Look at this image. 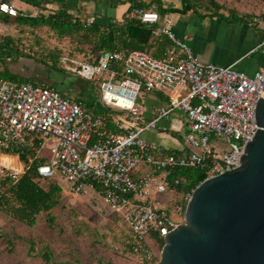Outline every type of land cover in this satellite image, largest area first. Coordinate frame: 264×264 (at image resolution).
Here are the masks:
<instances>
[{
    "label": "built area",
    "instance_id": "built-area-1",
    "mask_svg": "<svg viewBox=\"0 0 264 264\" xmlns=\"http://www.w3.org/2000/svg\"><path fill=\"white\" fill-rule=\"evenodd\" d=\"M0 11L15 15L1 2ZM84 17V16H83ZM138 20L171 47L162 58L141 49L104 51L95 62L63 54L62 74L98 89L102 114L86 110L57 89L36 82L0 77V151L19 154L30 146L36 153L50 141L46 161L38 162L41 178H54L63 192L93 193L123 223L140 264L155 262L147 238H163L183 221L174 169L205 171L206 178L239 163L246 140L258 129L256 105L264 93V65L248 76L232 65L199 60L171 29L170 18L139 8L125 13ZM91 23L94 16H86ZM251 24L263 32L264 15ZM159 91L167 98L150 119L135 112L141 92ZM179 111L185 115L182 146L167 150L148 142L143 133L166 131L160 121ZM198 150V152H197ZM0 165V175L14 181L24 171ZM191 192L182 197L188 200Z\"/></svg>",
    "mask_w": 264,
    "mask_h": 264
},
{
    "label": "trees",
    "instance_id": "trees-1",
    "mask_svg": "<svg viewBox=\"0 0 264 264\" xmlns=\"http://www.w3.org/2000/svg\"><path fill=\"white\" fill-rule=\"evenodd\" d=\"M10 0H0L9 4ZM27 5L39 9L41 13L32 15L30 12L16 9L15 15H10L0 11V23L13 26H28L31 29L38 26L48 27L54 31L58 37H71L72 35H79L83 37L82 41L73 46V50L81 53L84 59L95 62L96 58L104 51H112L114 49H141L150 52L157 58H162L165 52L171 47V42L164 37L158 38L151 33L150 27L141 23L138 20L127 19L125 13L133 8H141L144 10H151L155 7L157 12L164 15L166 12H175L177 9H165L161 5V0H152L146 2L145 0H18ZM182 8L179 12H186L187 10L200 8L194 0H180ZM93 2L99 7L108 5L111 8L125 7L122 17L119 19L109 20L99 13H95L94 21L86 22L82 17V3ZM209 7L205 8L218 11L224 6L220 5L216 0H208ZM74 8L75 13L70 12ZM226 8V7H225ZM48 11L44 14L43 12ZM232 15L235 12H231ZM230 15V13H229ZM84 16V15H83ZM19 38V37H17ZM18 43L15 36L5 35L0 40V77L20 82H36L39 84H50L52 78L46 79L33 78L32 75H23L21 73L12 72L6 64L8 58L10 60L22 59L23 57L31 58L34 63H42L49 73L62 72L61 57L67 52L51 51L41 48L37 53H23L16 46ZM69 52V51H68ZM49 53V54H48ZM41 56L43 58L35 57ZM70 53H68L69 55ZM71 57H80L70 54ZM69 55V56H70ZM49 57L50 60L46 59ZM1 61H3L1 63ZM26 66V65H25ZM44 67V68H45ZM75 100L86 110H92L96 114H102L103 110L99 102L95 98L83 99L82 95L75 97ZM24 152L19 154V160L24 165V171L17 180H13L8 175H0V210L10 215L17 221L27 225L33 226L36 223V217L41 212H47V222L51 225L54 217L50 210L59 204L60 196L63 192L61 185L54 178H41L37 172L38 162L46 161L45 158L35 157L36 151L30 146L23 149ZM7 154V155H5ZM8 154H17L9 150L0 153V163L6 167L20 170L22 165L16 161L14 156ZM178 177L180 181L175 185L177 191L191 192L203 179L206 178L205 171L202 169L193 168H177L174 169L169 179ZM47 182L44 187L43 183ZM183 201V203H182ZM179 204L184 208L186 200L181 197ZM4 234L0 232V237ZM151 238L155 242L163 243V238L156 233L151 234ZM29 243V249L33 250L34 242L31 239L26 240ZM10 243L11 240L7 239ZM41 258L45 262L52 259V254L46 245L42 247ZM154 262H150L153 264ZM101 264V263H98ZM110 264V263H102Z\"/></svg>",
    "mask_w": 264,
    "mask_h": 264
},
{
    "label": "rangeland",
    "instance_id": "rangeland-1",
    "mask_svg": "<svg viewBox=\"0 0 264 264\" xmlns=\"http://www.w3.org/2000/svg\"><path fill=\"white\" fill-rule=\"evenodd\" d=\"M216 1L228 8L236 7L240 4H248L251 0ZM194 2L200 5L199 7L202 9L209 7L208 0H194ZM79 6L81 8L84 7L83 4ZM83 10L86 11V9L82 8ZM25 11L27 13L30 12L32 15L41 13L39 9ZM70 12L75 13L76 10L71 7ZM43 13L46 14L48 11ZM84 14L82 13V17ZM88 14L89 16H94L91 10ZM86 16L84 15V17ZM83 19L85 20L86 18ZM5 35L15 36V40L18 42L16 46L23 53L32 55V53H37L39 49L44 48L49 53L51 51L59 53L65 51L67 52L65 54L72 53L84 59L81 53L73 50V46L83 39L80 34L72 35L71 37H58L54 31L45 26L31 29L28 26L20 28L19 25L13 26L0 23V40ZM35 57L43 58L36 54ZM46 59L50 60L49 57H46ZM5 62L8 64L10 71L19 74L20 70H25L22 74L32 75L34 79L36 78L35 75L42 78L49 76L53 80L61 79L60 76L56 75L58 72L49 73L42 63H34L31 58L23 57L17 60L8 58ZM59 74H62V72H59ZM70 92L72 91L70 90ZM89 93L96 96L97 101L99 100L97 88L90 86ZM151 94L154 95L152 92H141L139 94L134 109L136 113H143L147 95ZM175 113L180 112L176 111ZM184 134L185 132L183 133L182 130L181 135L183 136ZM51 144H53L52 141L46 144V150L52 147L50 146ZM8 155L16 158L15 154ZM36 155L46 158L49 154L48 151L43 149ZM16 161L21 164L19 159L16 158ZM0 165L4 166L1 163ZM43 186L46 187L47 182H44ZM176 196L179 202L182 192L178 191ZM183 209L182 207L181 214ZM50 213L54 217L51 225L47 222V212H41L36 217V223L33 226H27L0 210V232L4 234L0 237V264H140L138 254L132 247L131 234L127 225L118 216L110 212L103 205L101 198L93 193L71 195L62 192L59 204L53 207ZM7 239H10L11 242L8 243ZM27 239H31L34 242L33 250L29 249ZM43 245H46L52 254V259L49 262H45L41 258L40 253L43 251ZM148 245L155 254L154 263H156L163 243L160 244L151 240Z\"/></svg>",
    "mask_w": 264,
    "mask_h": 264
},
{
    "label": "water",
    "instance_id": "water-1",
    "mask_svg": "<svg viewBox=\"0 0 264 264\" xmlns=\"http://www.w3.org/2000/svg\"><path fill=\"white\" fill-rule=\"evenodd\" d=\"M240 161L203 179L154 264H264V93Z\"/></svg>",
    "mask_w": 264,
    "mask_h": 264
},
{
    "label": "crops",
    "instance_id": "crops-1",
    "mask_svg": "<svg viewBox=\"0 0 264 264\" xmlns=\"http://www.w3.org/2000/svg\"><path fill=\"white\" fill-rule=\"evenodd\" d=\"M9 4L22 11L36 9L18 0H10ZM82 4L84 6L82 8L86 9L82 11L84 15L89 16L88 12L91 10L94 15L99 13L105 18H110V21L122 17L125 10L122 6L111 8L108 5L99 7L93 2ZM161 5L165 9H177L175 12H166L164 16L170 18V27L175 35L189 45L199 60L223 66L232 65L236 70L248 76H252L259 67L264 65V50L257 48L262 40L263 32L251 24L253 16L264 15V0H251L248 4L224 7L218 11L194 8L179 12L182 8L180 0H161ZM150 9L157 11L154 7ZM233 11L234 15L231 14ZM24 71L20 70L19 73L22 74ZM56 75L61 79H52L50 84L63 96L75 99L76 96L82 95L83 99H96V96L89 93L91 85L86 81L79 78H68L64 74ZM152 93L154 95H147L141 114L146 120L153 117L157 106L167 100L165 95L159 91H152ZM170 116L160 121V126L167 127V132L160 129L149 130L143 133V137L148 142H153L167 150L180 148L182 146L181 132L186 131L185 115L180 112ZM15 156L17 158L16 154ZM35 157L38 156L35 155ZM151 240L153 239L149 236L147 242Z\"/></svg>",
    "mask_w": 264,
    "mask_h": 264
},
{
    "label": "flooded vegetation",
    "instance_id": "flooded-vegetation-1",
    "mask_svg": "<svg viewBox=\"0 0 264 264\" xmlns=\"http://www.w3.org/2000/svg\"><path fill=\"white\" fill-rule=\"evenodd\" d=\"M39 71H40V70H39ZM34 75H35V74H34ZM35 77L40 78V79H46V77H43V78H42L41 76H36V75H35ZM48 77H49V76H47V78H48Z\"/></svg>",
    "mask_w": 264,
    "mask_h": 264
},
{
    "label": "bare ground",
    "instance_id": "bare-ground-1",
    "mask_svg": "<svg viewBox=\"0 0 264 264\" xmlns=\"http://www.w3.org/2000/svg\"><path fill=\"white\" fill-rule=\"evenodd\" d=\"M5 155H7V154H5Z\"/></svg>",
    "mask_w": 264,
    "mask_h": 264
}]
</instances>
